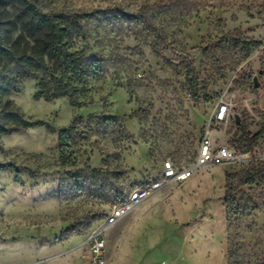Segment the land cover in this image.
<instances>
[{
  "label": "rangeland",
  "instance_id": "obj_1",
  "mask_svg": "<svg viewBox=\"0 0 264 264\" xmlns=\"http://www.w3.org/2000/svg\"><path fill=\"white\" fill-rule=\"evenodd\" d=\"M33 1L77 16L84 37L68 50L100 52L107 68L79 94L86 105L77 109L66 97L36 98L35 75L0 97V125L8 129L0 135V264H86L87 242L114 200L159 179L165 160L192 165L205 137L244 151L246 136L261 131L264 0ZM10 4H0L8 10L0 17L2 44L16 76L15 66L31 56L34 27ZM115 9L125 16L117 22L104 14ZM140 10L165 32L164 45L153 27L132 22ZM174 52L186 63L167 65ZM221 100L231 108L217 122ZM14 115L42 125L14 130ZM72 124L62 158L58 133ZM249 152L248 162L203 167L165 184L109 227L105 264H264V133ZM248 177L254 181L240 184ZM73 225L89 227L63 240Z\"/></svg>",
  "mask_w": 264,
  "mask_h": 264
},
{
  "label": "trees",
  "instance_id": "obj_2",
  "mask_svg": "<svg viewBox=\"0 0 264 264\" xmlns=\"http://www.w3.org/2000/svg\"><path fill=\"white\" fill-rule=\"evenodd\" d=\"M11 8L14 5L19 6L20 15L24 16L33 24V32H28L27 37L32 42L30 48V57L24 59L22 64H17L14 68V75L9 68L11 57L10 50L2 44V37L5 31V22L0 20V97L8 95L16 89V81L19 78H27L35 75L38 80V91L36 98L52 100L58 97H66L73 109L84 107L85 102L80 100L79 94L82 93L88 84L92 81L101 79L107 68V60L100 52L94 53H72L68 50L67 44L78 37H84V27L78 22V17H68L54 12H45L39 8L32 0H10ZM2 0H0V4ZM5 7V6H4ZM9 7V8H10ZM0 17L2 13H8L5 8H0ZM106 16L113 21H120L125 16L118 9L111 10ZM132 22L140 20V26L147 29L153 27L152 33L157 43L164 45L166 34L164 31H158L152 24V17L145 11H139L135 16L130 17ZM137 23V22H136ZM15 25V24H14ZM245 55L250 54V45H244ZM187 56L173 53V59H164L163 61L172 66L174 62L178 64L186 63ZM33 73V74H31ZM14 119L13 129H25L33 125H42L41 122H28L19 118L18 115L12 116ZM74 131L73 124L68 128L62 129L58 133V142L60 146V157L65 158L67 143L70 142ZM8 129L0 125V135L6 134ZM264 133V126L261 131L246 136L244 151H252L256 142ZM5 166L0 167V171ZM19 181V174L15 172L14 182ZM254 177H248L241 180L240 184L252 183ZM124 198L114 200V204L123 201ZM79 225H73L66 229L61 237L67 240L75 235H80L85 229Z\"/></svg>",
  "mask_w": 264,
  "mask_h": 264
},
{
  "label": "built area",
  "instance_id": "obj_3",
  "mask_svg": "<svg viewBox=\"0 0 264 264\" xmlns=\"http://www.w3.org/2000/svg\"><path fill=\"white\" fill-rule=\"evenodd\" d=\"M260 49V55L264 56V42ZM230 108L231 103L221 100L214 114V120L217 122L225 121ZM250 160L251 153L249 151H239L234 145L226 143L214 146L209 137H205L201 141L197 157L192 165L178 167L172 160H165L162 163V171L159 179L148 182L132 190L123 201L112 207L110 212L106 215L100 229L94 233L87 242L89 260L86 264H105V239L102 234L109 227L115 225L120 219L140 206L165 184L172 181H185L191 177L195 171L203 167L226 163L240 164Z\"/></svg>",
  "mask_w": 264,
  "mask_h": 264
},
{
  "label": "water",
  "instance_id": "obj_4",
  "mask_svg": "<svg viewBox=\"0 0 264 264\" xmlns=\"http://www.w3.org/2000/svg\"><path fill=\"white\" fill-rule=\"evenodd\" d=\"M252 82H253V87H254V88H258V87H259V82H258V80H257V76H254V77L252 78Z\"/></svg>",
  "mask_w": 264,
  "mask_h": 264
}]
</instances>
